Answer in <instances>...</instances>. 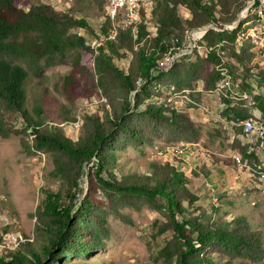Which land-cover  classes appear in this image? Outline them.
<instances>
[{
  "label": "trees",
  "instance_id": "1",
  "mask_svg": "<svg viewBox=\"0 0 264 264\" xmlns=\"http://www.w3.org/2000/svg\"><path fill=\"white\" fill-rule=\"evenodd\" d=\"M157 1L153 3L154 9ZM251 1H254L253 6L259 5L257 0L248 2ZM160 2L161 12L158 15V22H151L154 29L158 30L154 32L151 39H149L150 34L147 30L149 24L145 14H142L141 21L135 24L120 17L121 25L117 28L119 29L117 38L127 35L134 42V46L142 44V47H145L136 55L138 77L136 81H132L112 63L110 54L116 52L114 42L117 38L107 39L105 43L107 50L102 47L96 55L89 38L86 39L85 30L78 29L75 33L70 32L71 29L77 27L89 30L84 20L58 12L44 4L32 5L25 11L19 7V0H0V137L7 138L19 133L15 125L19 122L20 131L32 137L29 149L50 154L53 162L52 176L62 183L57 192L44 190V198L35 213L33 241L24 234L14 249L1 250L0 264H90L86 257L97 253L102 248L103 238L107 232L102 206L97 197L98 189L106 195L140 196L149 200L159 198L165 201L169 214L168 222L173 234L172 239L157 254L156 261H160V264H215L209 256V253L213 254L214 251L232 257L245 258L252 262L258 261L264 255L261 235L249 230L241 219L230 224L206 227L188 219L181 203L185 200L188 205H192L197 199L186 188L183 173L169 163L153 165L152 172L147 176H126L117 179L113 173L115 159L114 154L111 153L109 138L118 132L126 134L129 118L134 114V110H142L141 112L144 111L150 119L166 121L176 129H193L192 121L180 115L184 114V110L172 108L164 102L153 101L154 96L160 97L159 99H168L184 91L190 98L194 90L200 91L199 88L191 91L192 88L188 86L193 87V84L190 83L186 87L184 85L178 87L180 84L163 83V77H172L180 62L179 59L175 60L174 56L172 58H163L164 55L159 57V49L152 48L154 43L160 46L163 53L167 50L176 52L181 47H184L182 50H187L189 36L193 40L194 36L202 35L200 44L206 47L220 44V48L230 57L226 67L216 68L221 63L220 57L214 51L209 52L206 57V51L199 50V45L191 53L187 51L180 56V58L192 59L197 54L202 56L200 57L201 64L211 63L213 74L209 81H202L204 89L205 84L209 88L212 86L213 90L219 88L224 79L223 70L228 73V76L231 75L233 81L239 82L244 89L249 87L247 82L253 79L260 84V89H264V65H251V68H246L244 64L243 40L241 45L237 43L242 39L241 29L239 27L232 30L224 29L227 24L235 22L236 15L233 18L215 14L214 0H160ZM179 5L189 6L194 14L201 12L202 17L181 20L175 9ZM106 12L107 14L101 21L103 32H105L104 38L108 37L105 26L108 29L113 26L108 17V4ZM245 12L246 10L243 12L244 16ZM182 23L187 25L185 31L183 30L184 34L168 40L173 33V28L179 29V24ZM208 26H213V28H209L204 33L202 28ZM142 28L146 31L144 36ZM138 32L139 36L136 35ZM91 36L100 37L99 35ZM176 39H178L177 42ZM170 43L172 47L168 48ZM79 49L87 50L88 61L92 59L93 54L99 56L98 64L102 63V59L106 60L108 69L121 80L127 105L122 108L121 114L114 113V116L106 119L109 128H106V123L93 117L86 125L83 135L77 141H73L49 119L43 122L32 118L26 106V84L30 74L35 76L39 74L42 59H51L56 54L64 57L66 52ZM182 50L179 52L181 53ZM74 65L77 66L76 59ZM240 69L242 71L238 73ZM253 69L256 70V75L250 72ZM77 72L75 68L72 74L65 79L64 91L71 101L77 97L73 93V77ZM149 89L152 92L150 98L152 105L144 103V95H148ZM132 94H134V108L129 113L131 104L128 97ZM230 94L229 90H224L219 97L234 101ZM252 94L254 100L250 105L234 101L238 105L253 110L249 117L240 115L234 112L235 109L230 108L233 113L230 120L239 125L237 131L240 135L243 134L241 125L245 120L254 118L264 123V96ZM190 101L187 100L184 105ZM159 106L168 107L171 112ZM254 113L258 117H251ZM131 134L134 136L133 131ZM240 151L244 159L249 158V160L254 155L251 157L248 155L256 153L251 149L247 151V154L244 149ZM250 162L253 168L250 171L260 181V174L264 173V162L261 163L259 160ZM84 165L91 166L93 171L88 173L86 193L83 198L81 197L80 206L74 211L83 193L80 181Z\"/></svg>",
  "mask_w": 264,
  "mask_h": 264
},
{
  "label": "rangeland",
  "instance_id": "2",
  "mask_svg": "<svg viewBox=\"0 0 264 264\" xmlns=\"http://www.w3.org/2000/svg\"><path fill=\"white\" fill-rule=\"evenodd\" d=\"M214 1L215 14L233 18L236 15L235 22L227 24L224 29L232 30L237 27L241 29L242 39L239 42L241 45L243 40L245 51L242 58L246 68H251V65H264V0H257L258 6H253L254 1L248 2L249 0ZM36 4L48 5L58 12L84 20L89 30L77 27L70 32L85 30L88 37L94 34L99 22L107 14L106 0H19V7L25 11ZM246 8L248 10L244 16ZM175 9L177 16L183 21L202 17L201 12L194 14L186 5H179ZM147 12H151L152 23L158 22V15L161 12L160 0L157 1L155 9L148 8ZM240 13L243 17L235 26ZM147 27L150 34V26ZM186 27L187 25L182 23L179 24V29L173 28L168 40L180 37ZM111 29L112 27L108 32ZM145 34L146 31L142 28V35ZM114 43L116 52L110 54L113 65L128 75L132 81H136L138 77L136 55L145 47H142V44L134 46V42L127 35L120 36ZM168 45V48L172 47L171 43ZM153 47L159 49V57L174 56V59H179L180 62L172 77H163L164 84L174 83L180 84L178 87H182L181 85L186 87L188 83L195 84L198 80L209 81L213 74L211 63H200L202 56L196 54L192 59L180 58L179 51L184 47L174 51L175 53L170 50L166 53L161 52L157 43H154ZM103 48L107 50L106 45ZM236 49L238 50V46ZM65 54L64 57L56 54L51 59H42L39 74L29 75L26 84V106L34 120L44 122L49 119L60 127L65 136L77 141L93 117L106 123V128H109L106 119L114 116V113L121 114L122 108L127 105V98L121 80L111 73L106 60L102 59V63L98 64L99 56L93 54L92 59L88 61L86 49L70 50ZM227 58L229 60L230 57ZM75 59L77 66L74 65ZM75 68L78 72L73 77V93L77 97L71 101L64 91V84L65 79ZM241 71L240 69L238 73ZM250 72L256 75L255 69ZM205 89L213 90L212 86L209 88L206 84ZM147 92L148 95H144V103L151 104L153 103L150 100L151 89ZM214 93L218 95L220 90ZM128 99L131 113L134 108V94ZM206 101L209 100L205 99ZM206 104L209 105L207 102ZM159 107L170 111L168 107ZM189 107L188 105L187 108ZM179 110L185 111V114H180L182 117L190 119L189 112H186L184 106ZM141 111L134 110V114L130 116L126 134L118 132L109 138L111 153L115 159L113 173L116 178L147 176L152 172L153 165L169 163L183 173L186 188L197 199L192 205H188L185 200L181 203L188 219L205 227L230 224L241 219L249 230L261 235L264 248V173L260 174V181L250 173V169L253 170L250 161L264 162V140H259L260 143L254 145L255 136L242 135L245 141H252L251 150L256 153H253L254 157L250 160L244 159L239 153L243 161L241 165L235 164L232 160L237 168H247L251 177L250 181L246 178L234 180L235 175H232L233 172L230 170L231 154L237 147L234 144L230 145L227 137H223L210 123H197L191 120L193 129H176L166 121L150 119ZM15 125L19 133L7 138L0 137V251L14 249L24 234L33 241L35 213L44 198V190L57 192L62 184L59 179L52 176L53 162L50 154L29 149L32 137L20 131L19 122ZM132 131L134 136L131 134ZM193 144L195 147L191 152H164L167 148L182 145L192 147ZM202 151H208L211 157H202ZM90 167H87V177L89 171H93ZM103 176L106 177V174L103 173ZM249 183H253V186ZM80 188L84 193L82 177ZM81 197L82 195L79 200ZM97 197L102 206L107 232L103 238L102 248L97 253L87 256L86 260L90 264H160V261H156L157 254L172 239L173 234L168 222L169 214L165 201L159 198L149 200L140 196L106 195L100 189L97 190ZM214 252L209 253V256L215 264H264V255L258 261L252 262L245 258Z\"/></svg>",
  "mask_w": 264,
  "mask_h": 264
},
{
  "label": "bare ground",
  "instance_id": "3",
  "mask_svg": "<svg viewBox=\"0 0 264 264\" xmlns=\"http://www.w3.org/2000/svg\"><path fill=\"white\" fill-rule=\"evenodd\" d=\"M106 1L108 4V17L111 20V22L113 23V26H112V29L107 34L108 37L104 38L103 40H100V37H97V36L89 37L91 47L94 50L96 55H98L100 52V49L105 46L107 39L114 40L117 38V34H118L117 28L120 27V25H121L120 17H124L127 20L128 15L132 12V9L134 7V0H118V3H117V0H106ZM151 12H152V10H151ZM151 12L148 13L147 10H145L144 14H145L146 21L148 22L150 28L154 29L153 24L151 23V20H152L151 19ZM141 19H142V14H140L137 19H134L133 21H131V23H134V24L138 23L141 21ZM101 29H102V23L100 21L97 29H95V30H101ZM191 44H192V39L189 36L188 42H187V51L189 53H191L193 51V49L197 46V45L191 46ZM190 46H191V48H189ZM222 74L224 76V79L222 80L220 87L214 91V92H216L217 90H220L218 97L220 94H222L224 92V90H229L231 92L230 97L234 101L245 102L248 105L253 103L254 96L252 93L235 92L234 88L230 84L226 83V78L229 77L228 73L223 70ZM155 99H153V101H155L156 103H163L164 102V103L168 104L170 107L176 108V109L184 106V104L186 103L187 100L190 101V98H189L188 93L186 91L181 92V93H179V94H177L171 98H168V99H159V98H155ZM217 119L221 120L222 123L224 122L228 127H230L232 132L239 128V125L235 124L234 122H232L229 119H225V117H222L221 112H219L217 114ZM249 123L259 124L261 127H264V123H261L254 118H249V119L245 120L242 124H249ZM241 127H242V125H241ZM242 135L244 137L255 136L256 139H255V142L253 143L254 145H256L257 143H260V142H258L259 140H261V141L264 140V137L259 138L257 131H253L251 128H243V134H241V136ZM233 137H234V134L232 133L231 138L233 139ZM246 143L251 145L252 141L247 140ZM176 147H185V146L182 145V146H176ZM192 147H195V145L193 144ZM171 148H175V147H171ZM250 149H251V147H250ZM202 157L210 158V156L204 154L203 152H202ZM231 158L235 162V164L237 163V164L241 165V162H243V161H241L240 154L236 153L235 151L231 155Z\"/></svg>",
  "mask_w": 264,
  "mask_h": 264
},
{
  "label": "crops",
  "instance_id": "4",
  "mask_svg": "<svg viewBox=\"0 0 264 264\" xmlns=\"http://www.w3.org/2000/svg\"><path fill=\"white\" fill-rule=\"evenodd\" d=\"M213 28V27H212ZM238 44H240L239 40L237 41ZM181 55V54H180ZM180 57V56H179ZM236 67V66H235ZM162 88H168V87H162ZM199 88L200 91H195L190 95V102H188L185 106V108L187 109L186 112H189V118L190 120L197 122V123H204V124H209L211 126H213V128L215 130H218L220 132V134L223 137H227L226 139L227 142L230 143V145H236L237 150L235 151L236 153H240L241 154V149H244V151L247 154V151L250 149L251 145H249L248 143H246L245 139L240 135V132L235 130L232 132L231 128L228 127L224 122L222 123L221 120L217 119V114L219 112L222 113V116L225 117V119H232V111L230 110V108L235 109L234 112L239 113L240 115H244L247 117L250 116V113H252V109L247 108V107H243L242 105H238V103L234 102V101H230L227 99H225L224 97H218L217 94L213 93V91H206L204 89V84L201 80H198L195 84H193V88L192 90ZM188 90V89H186ZM210 93V94H208ZM205 95V96H204ZM204 99V100H203ZM205 99H208L209 101H206L208 104H206ZM190 106L189 108H187V106ZM191 113V114H190ZM206 113V115H205ZM185 114V112H184ZM210 114H213L212 116ZM258 117L257 115H255V113L253 114V116L251 117ZM208 117V118H207ZM246 118V117H245ZM207 119V120H206ZM218 121V122H217ZM232 133L234 134L233 139L231 138ZM234 153V151L232 152V154ZM231 154V155H232ZM253 154L248 155L249 157H251ZM230 170H232L233 174L235 175L233 176L234 180L235 179H248L249 181L251 180L250 174L247 170V168H243V169H239L237 168L232 159H231V166H230ZM249 167H251L249 165ZM251 175L253 176L254 174L252 172H250ZM240 174V175H239ZM250 186H253V183H249Z\"/></svg>",
  "mask_w": 264,
  "mask_h": 264
},
{
  "label": "built area",
  "instance_id": "5",
  "mask_svg": "<svg viewBox=\"0 0 264 264\" xmlns=\"http://www.w3.org/2000/svg\"><path fill=\"white\" fill-rule=\"evenodd\" d=\"M154 1L155 0H134V7L132 9V12L127 17V22H131L134 19H137L138 16L140 14H144V11L147 10L148 8H153ZM117 3H118V0H117ZM105 28H108V27L105 26ZM157 30L158 29L150 28V36H149V39L153 38L154 32H157ZM107 31H108V29H107ZM93 35H99L100 36V40H103L104 39L103 29H101V30H95ZM136 35L139 36V32ZM201 36H199V37H195L194 36L193 37V40H192L191 46L192 45H199V50H205L206 51V57H207V55H208L209 52H211V51L216 52L217 55L221 59V63L218 64L216 66V68L217 67H226V63L229 60L227 58L226 52L223 51L220 48L221 45L219 44V45H215L213 47H206L204 44H200L199 43ZM89 37L86 34V39L89 38ZM177 41H178V39H176V42ZM191 46L189 48H191ZM185 53H187V50H182V52L180 54L182 56ZM254 78H256V77H254ZM226 83L227 84H230L234 88V91L235 92H238V93H254V95H263L264 96V89H260V84L256 80H254V79L247 82L248 85H249V87L246 88V89H244L239 82L233 81V79H232V77H231L230 74H229V77L226 78ZM242 128H251L253 131H257V134H258V137L259 138H263L264 137V127H261L259 124H253V123L242 124ZM193 148L194 147L167 148L164 152L165 153H168V152H171V151L191 152L193 150ZM202 152L204 154L210 156V153L208 151H202Z\"/></svg>",
  "mask_w": 264,
  "mask_h": 264
},
{
  "label": "water",
  "instance_id": "6",
  "mask_svg": "<svg viewBox=\"0 0 264 264\" xmlns=\"http://www.w3.org/2000/svg\"><path fill=\"white\" fill-rule=\"evenodd\" d=\"M247 10H248V8H246V12H247ZM242 17H243V16H242V14L240 13V14H239V17H238V20H237V22H236V24H235V26L238 25L239 20H240ZM209 28H212V26H208V27H206L205 29H202V30H204V32H206ZM86 173H87V166L84 165V167H83V171H82V180H83V182H84V193L82 194V198L84 197V195H85V193H86V190H87V174H86ZM82 198H81L80 200L78 199L77 204H76V206L74 207V211L80 206V202H81Z\"/></svg>",
  "mask_w": 264,
  "mask_h": 264
}]
</instances>
